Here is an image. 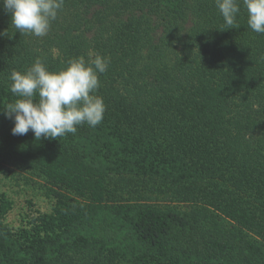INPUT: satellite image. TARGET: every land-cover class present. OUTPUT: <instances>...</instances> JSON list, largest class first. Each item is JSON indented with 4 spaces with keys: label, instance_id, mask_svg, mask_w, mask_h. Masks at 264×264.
<instances>
[{
    "label": "trees",
    "instance_id": "obj_1",
    "mask_svg": "<svg viewBox=\"0 0 264 264\" xmlns=\"http://www.w3.org/2000/svg\"><path fill=\"white\" fill-rule=\"evenodd\" d=\"M236 24L225 25L215 0H64L48 34L36 37L17 31L0 4V154L92 200L79 204L52 192L49 213L34 211L12 229V201L0 190V264H57L76 226L74 248L88 250L89 237L110 238L113 229L84 227L92 235L86 236L82 225H114L118 210L133 212L132 233L146 248L136 264H227L226 253L239 257L233 264H264L263 248L238 247L230 229L238 230L230 220L243 223L264 241V34L248 27L242 4ZM97 54L110 58L95 93L106 105L99 125L40 142L12 135L4 108L16 100L13 70L24 72L40 58L60 71L71 58L88 62ZM97 131L116 142L111 162L118 172L171 177L195 207L106 212L99 203L106 186L88 179L96 165L85 164L77 142L93 133L97 141ZM114 144L103 147L111 153ZM6 172L0 162V184ZM99 251L89 264L122 259L111 244Z\"/></svg>",
    "mask_w": 264,
    "mask_h": 264
},
{
    "label": "rangeland",
    "instance_id": "obj_2",
    "mask_svg": "<svg viewBox=\"0 0 264 264\" xmlns=\"http://www.w3.org/2000/svg\"><path fill=\"white\" fill-rule=\"evenodd\" d=\"M17 98L18 97H16V99ZM217 111L218 109H216V112ZM4 122L8 124L10 120L5 117ZM13 123H10L9 126H14ZM199 127L202 128V126L197 123L195 129L200 131ZM80 134L81 133H79L78 136ZM22 136H24L25 139L33 137L36 142L41 141V139L39 141L35 139L32 131H29ZM97 136L98 140L94 141V133L91 135L82 134L83 138L79 136L77 142L80 140L79 143L82 146V153L84 156H87L85 164H89L91 167H93L94 164L96 165V172L95 170H87V175L89 176L88 179L92 182L99 181L102 186H106L107 198L105 199L104 194L101 202H99L100 207H103L106 212H108V207L117 208L119 206L130 207L132 209L151 207L163 211L173 209L181 212H189L191 208L195 207V205H193L188 199L182 200L181 197L186 195V192L183 193V191H185L183 188H177L176 183L168 181L171 177H167L168 180H166L162 177L136 176L129 171H126V173L118 172L115 164L111 162V154L117 151L116 142H114L112 136L107 135L106 131H97ZM107 142L115 143L112 147L111 153L108 152V149L103 147V143ZM94 152L97 154L96 156ZM3 159V156L0 154V162L4 163L7 169L6 174L2 176L4 178L0 184V190L6 192L12 201L11 211L6 217V223L12 229L21 226L24 219L31 216L34 211L49 213L52 203L55 201L53 197H50L52 192L63 193L74 201H77L79 204L87 205L92 201L89 199V194H85L81 197L72 190H64L63 188L59 189L49 183L47 178L44 177L43 174H40L41 172H38V170L34 171L31 168L27 169L18 162ZM93 159L95 160L90 165ZM95 175L101 177H95ZM118 211V220L114 222V225L100 222L98 219H94L91 222L90 227H87L85 223L82 225V230L86 236L92 235L84 230V227L95 229L96 231L100 229V232L102 229L106 228V226L112 227L113 233H115H111L113 238H109L108 234L96 235L95 238L89 237L88 250H75L74 243L78 238V235H74L78 231V226H76L74 234L68 236L65 240V250H63L61 254H56L59 256L56 263L89 264L94 261L97 255H100L101 252L99 249H105L111 244L116 247V250H120V253L122 254V259H119V263L117 262V264H136L135 257L138 254H142L146 248L141 245V242L137 240L132 233L130 219L132 218L131 213L133 212L129 211L125 215L122 210ZM230 223L238 229L236 231L230 226V229L237 237V240L235 239V241L239 244L238 247H245V245L252 243L260 246L264 250V241L247 228L245 224H236L231 220ZM246 254H248L247 251ZM225 256L227 264H233L239 258L236 256L232 257L231 253H226ZM198 262H202V260H198ZM215 264H218V262Z\"/></svg>",
    "mask_w": 264,
    "mask_h": 264
},
{
    "label": "clouds",
    "instance_id": "obj_3",
    "mask_svg": "<svg viewBox=\"0 0 264 264\" xmlns=\"http://www.w3.org/2000/svg\"><path fill=\"white\" fill-rule=\"evenodd\" d=\"M0 4L21 34L44 37L64 0H0ZM215 4L228 28L238 27L242 4L248 27L264 34V0H215ZM109 64V57L97 54L88 62L84 57L71 58L60 71H50L40 58L24 72L13 70L10 91L18 98L4 108V115L14 122L12 135L32 131L37 141L42 137L57 139L75 134L78 126L99 125L106 105L103 97L95 93L100 87L99 76Z\"/></svg>",
    "mask_w": 264,
    "mask_h": 264
}]
</instances>
